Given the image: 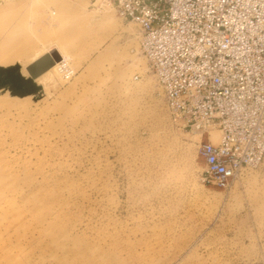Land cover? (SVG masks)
<instances>
[{"label": "rangeland", "instance_id": "rangeland-1", "mask_svg": "<svg viewBox=\"0 0 264 264\" xmlns=\"http://www.w3.org/2000/svg\"><path fill=\"white\" fill-rule=\"evenodd\" d=\"M94 1L0 0V67L61 56L0 87V264H264V161L205 182L220 132L170 121L136 26Z\"/></svg>", "mask_w": 264, "mask_h": 264}, {"label": "built area", "instance_id": "built-area-1", "mask_svg": "<svg viewBox=\"0 0 264 264\" xmlns=\"http://www.w3.org/2000/svg\"><path fill=\"white\" fill-rule=\"evenodd\" d=\"M136 26L170 121L219 141L204 181L223 187L264 161V0H101Z\"/></svg>", "mask_w": 264, "mask_h": 264}, {"label": "water", "instance_id": "water-1", "mask_svg": "<svg viewBox=\"0 0 264 264\" xmlns=\"http://www.w3.org/2000/svg\"><path fill=\"white\" fill-rule=\"evenodd\" d=\"M60 56L56 51L51 50L26 67L29 77H23L17 70L18 66L9 68L0 67V87H7L12 95L25 96L37 92L40 88L35 84L42 73L50 68Z\"/></svg>", "mask_w": 264, "mask_h": 264}, {"label": "bare ground", "instance_id": "bare-ground-1", "mask_svg": "<svg viewBox=\"0 0 264 264\" xmlns=\"http://www.w3.org/2000/svg\"><path fill=\"white\" fill-rule=\"evenodd\" d=\"M94 3H96V7H97V9H99V10H101V11H104V10H106V11H109V5L107 4V5H104L103 4V2H100V0H95L94 1ZM109 6V7H108ZM55 14V12H53V11H51V13H50V15H54ZM49 16V15H48ZM54 51H56L55 49H53ZM25 51H27V49L26 48H22V50L20 51V53H19V55H22V54H25ZM57 52V51H56ZM48 53V52H47ZM46 53V54H47ZM35 54V53H34ZM57 54H58V52H57ZM32 55V54H31ZM40 54H37L32 60H37V58H38V56H39ZM59 55V54H58ZM43 56V55H42ZM60 56V55H59ZM29 58V57H28ZM31 58H32V56H31ZM36 58V59H35ZM40 58V57H39ZM16 59V58H15ZM31 60V59H30ZM30 60H28V61H30ZM60 60H61V56H60ZM27 61V62H28ZM34 62V61H33ZM57 62H59V61H56L50 68H48L44 73H42V74H46L50 69H52L53 67H54V65L57 63ZM27 67V66H26ZM145 71H146V73H148V74H150L149 72H148V70H147V65H146V62H145ZM48 75V74H47ZM47 75H45V76H47ZM151 76H152V74H150ZM153 77V76H152ZM153 79H154V77H153ZM155 80V79H154ZM155 82H156V84H157V81L155 80ZM158 85V84H157ZM159 87V86H158ZM160 88V87H159ZM161 90V92H162V95H163V98H164V94H163V91H162V89H160ZM214 136H213V141L214 142H216V139H220V137H217V135L216 134H213ZM218 141V140H217Z\"/></svg>", "mask_w": 264, "mask_h": 264}, {"label": "crops", "instance_id": "crops-1", "mask_svg": "<svg viewBox=\"0 0 264 264\" xmlns=\"http://www.w3.org/2000/svg\"><path fill=\"white\" fill-rule=\"evenodd\" d=\"M47 52H48V51H45V52L41 53V54L38 56V58L41 57L42 55L46 54ZM38 58H37V59H38ZM35 59H36V58H35ZM33 61H35V60H32L29 64H31ZM29 64H28V65H29ZM28 65H27V66H28Z\"/></svg>", "mask_w": 264, "mask_h": 264}]
</instances>
